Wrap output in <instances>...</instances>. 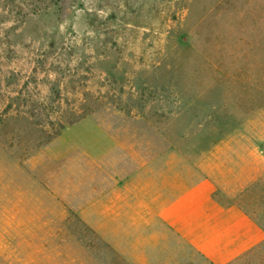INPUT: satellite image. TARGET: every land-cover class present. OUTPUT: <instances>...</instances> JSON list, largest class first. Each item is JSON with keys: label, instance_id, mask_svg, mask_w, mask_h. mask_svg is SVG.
<instances>
[{"label": "rangeland", "instance_id": "1", "mask_svg": "<svg viewBox=\"0 0 264 264\" xmlns=\"http://www.w3.org/2000/svg\"><path fill=\"white\" fill-rule=\"evenodd\" d=\"M86 108L210 169L260 228L193 264H264V0H0V264H125L75 211L74 159L103 152L91 118L59 124Z\"/></svg>", "mask_w": 264, "mask_h": 264}, {"label": "crops", "instance_id": "2", "mask_svg": "<svg viewBox=\"0 0 264 264\" xmlns=\"http://www.w3.org/2000/svg\"><path fill=\"white\" fill-rule=\"evenodd\" d=\"M87 118L95 127L92 144L103 153L80 152L74 159L90 193L89 203L83 195L75 211L122 262L193 264L196 256L228 262L260 243L262 233L250 216L219 201L210 169L196 171L162 142L126 139L93 117L82 120ZM54 152L49 145L43 155ZM213 247L230 250L212 258Z\"/></svg>", "mask_w": 264, "mask_h": 264}, {"label": "trees", "instance_id": "3", "mask_svg": "<svg viewBox=\"0 0 264 264\" xmlns=\"http://www.w3.org/2000/svg\"><path fill=\"white\" fill-rule=\"evenodd\" d=\"M92 112V110L86 108L83 110H79L78 112H73L70 117H68L67 119H65V121L61 122L60 128L61 130H63L67 125H73L79 121H81L82 119L86 118L90 113ZM60 134H56V136L52 137L49 139V141H51L52 139H54L55 137L59 136Z\"/></svg>", "mask_w": 264, "mask_h": 264}]
</instances>
